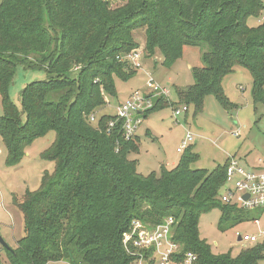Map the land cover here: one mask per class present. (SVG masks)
<instances>
[{
	"label": "trees",
	"instance_id": "obj_1",
	"mask_svg": "<svg viewBox=\"0 0 264 264\" xmlns=\"http://www.w3.org/2000/svg\"><path fill=\"white\" fill-rule=\"evenodd\" d=\"M260 15L264 0H1L0 136L6 163H18L24 145L56 132L43 153L54 162L53 172H45L38 189L26 190L18 203L24 236L12 248L0 245L6 264H130L122 241L130 224L154 227L168 216L173 239L197 255V264H258L264 241L233 256L212 254L199 236L198 218L213 207L221 211L220 224L245 218L244 209L219 199L228 160L210 171L192 169L198 154L188 149L175 166L143 175L129 158L139 150L138 137L126 139L116 115L91 122L107 105L104 94L115 93L114 77L126 80L137 72L117 57L139 49L133 34L139 29L144 59L156 64L160 54L165 67L185 47L207 45L202 66L192 68L194 83L177 89L181 102L199 110L211 94L229 106L222 78L244 67L253 102L264 104V20L248 25ZM19 65L42 69L46 77L24 85L18 108L9 89ZM165 106H173L170 99L156 98L142 117Z\"/></svg>",
	"mask_w": 264,
	"mask_h": 264
},
{
	"label": "rangeland",
	"instance_id": "obj_2",
	"mask_svg": "<svg viewBox=\"0 0 264 264\" xmlns=\"http://www.w3.org/2000/svg\"><path fill=\"white\" fill-rule=\"evenodd\" d=\"M1 1V0H0ZM113 1V0H112ZM114 3V2H113ZM264 20V16L250 18L249 26H255ZM135 40L139 50L144 47L145 35L143 30H135ZM209 49L206 44L185 47L183 54L171 67L161 65L160 54L153 59H144L142 69L126 80L114 77L115 93L104 94L107 105L94 112L92 125H96L103 114H114V106L118 101H125L132 91L148 92L147 75L149 72L155 82L169 90V99L173 106L153 111L142 117L135 135L138 137L139 150L129 155L136 159L137 171L143 175L151 171L159 172L160 165L173 167L180 161L188 149L198 154L192 169L202 168L212 170L217 165L227 162L229 156H234L241 166L255 167L259 159L264 157V104L253 102L251 95L252 79L248 69L236 67L222 78V92L227 97L229 106L224 107L213 96H206L201 108L196 110L194 105L181 102L177 97V89L194 83L192 68L202 66V54ZM13 84L9 89V97L19 108L18 95L26 83L43 79L46 72L42 69L28 70L17 67ZM187 106V111H179L174 116L172 108ZM0 102V115H2ZM143 116V115H142ZM193 135V140L179 153L186 133ZM56 137L54 130L38 136L31 143L23 146V155L14 165L6 163L7 149L0 136V234L9 247H14L16 240L24 236V219L18 209V203L24 198L26 190H36L41 184V176L52 173L54 162L46 160L43 153L48 150ZM260 157V158H259ZM175 166V165H174ZM221 188L222 194H228ZM245 218L236 221L229 220L220 224L221 211L218 207L203 212L198 218L199 236L209 244L212 254L229 252L233 256L250 245L262 244L264 241V207L245 209ZM245 235L257 238L255 243H244L237 236ZM264 253V252H263ZM0 260L6 264L5 250H0ZM47 264H68L66 261L49 262ZM264 264V256L258 261Z\"/></svg>",
	"mask_w": 264,
	"mask_h": 264
},
{
	"label": "built area",
	"instance_id": "obj_3",
	"mask_svg": "<svg viewBox=\"0 0 264 264\" xmlns=\"http://www.w3.org/2000/svg\"><path fill=\"white\" fill-rule=\"evenodd\" d=\"M142 51L132 50L125 56L117 57L119 60L128 61L132 67L142 69ZM148 92L132 91L127 100L120 102L115 108L116 119L122 121L121 130L126 139L132 138L137 126L142 121V113L153 106L154 99L165 97L169 99V90L154 81L151 74L146 72ZM187 107L172 108L176 116L179 111H186ZM115 121L108 123V128L114 127ZM193 140L190 132L186 133L180 149L188 146ZM259 168L241 166L234 156L228 157V165L225 171L224 185H230L222 194L220 201L226 204L232 203L241 209L264 207V158L259 159ZM247 195V197H244ZM173 219L168 216L164 221L154 227H148L138 220H134L129 229L122 236L123 247L126 253L132 257L130 264H197L198 257L191 251H183L180 244L173 239ZM244 243H255L257 238L245 235L240 237Z\"/></svg>",
	"mask_w": 264,
	"mask_h": 264
},
{
	"label": "water",
	"instance_id": "obj_4",
	"mask_svg": "<svg viewBox=\"0 0 264 264\" xmlns=\"http://www.w3.org/2000/svg\"><path fill=\"white\" fill-rule=\"evenodd\" d=\"M244 197H247V195H245ZM237 238H238L239 241L241 240L240 236H237ZM0 245H1L3 248H5V249L10 248L9 245L6 244V242L3 240L1 234H0Z\"/></svg>",
	"mask_w": 264,
	"mask_h": 264
},
{
	"label": "crops",
	"instance_id": "obj_5",
	"mask_svg": "<svg viewBox=\"0 0 264 264\" xmlns=\"http://www.w3.org/2000/svg\"><path fill=\"white\" fill-rule=\"evenodd\" d=\"M128 97H129V96H128ZM128 97H127V98H128ZM127 98H126V99H127ZM120 102H122V101H118L117 103H115L114 108H116V106H117ZM114 111H115V110H114ZM114 114H115V112H114ZM114 114H113V115H114ZM259 158H260V157H259ZM262 158H264V157H262ZM174 165H176V162H173V163H172V166H174ZM161 166H162V165H160V167H161ZM260 166H261V164H260V161H259L257 166H255V167H249V168H259Z\"/></svg>",
	"mask_w": 264,
	"mask_h": 264
}]
</instances>
